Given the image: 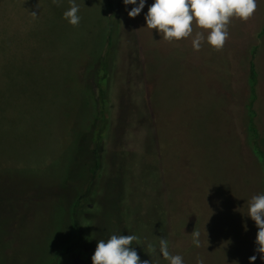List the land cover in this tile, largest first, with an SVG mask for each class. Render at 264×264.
I'll use <instances>...</instances> for the list:
<instances>
[{"label":"rangeland","instance_id":"obj_1","mask_svg":"<svg viewBox=\"0 0 264 264\" xmlns=\"http://www.w3.org/2000/svg\"><path fill=\"white\" fill-rule=\"evenodd\" d=\"M112 2L76 0L73 26L63 18L70 0H0V264H92L97 241L112 234H135L131 247L152 264H169L159 238L184 264H249L258 229L248 204L264 193L253 147L264 148V93L256 134L238 46L169 42ZM108 42L109 126L91 184L95 78ZM75 210L84 246L61 254Z\"/></svg>","mask_w":264,"mask_h":264},{"label":"clouds","instance_id":"obj_2","mask_svg":"<svg viewBox=\"0 0 264 264\" xmlns=\"http://www.w3.org/2000/svg\"><path fill=\"white\" fill-rule=\"evenodd\" d=\"M54 2L58 3L59 0ZM258 2L259 0H153L148 6L145 21L148 28L156 29L169 42L191 36L195 22L199 28L210 30L206 37L207 43L219 50L229 37L231 19L247 21L256 12ZM122 3L126 10L128 5H132L131 9L127 10V15L135 18L145 8L146 0H122ZM78 13L79 5L76 0H70V7L64 11L63 18L76 26L81 20ZM204 40V33L197 31L191 41L193 49L199 51ZM247 216L254 221L258 229L254 254L248 258L249 264H254L257 254H260L259 258L264 262V193L250 198ZM200 235L196 230L191 234L195 247L201 245ZM138 239L135 234H112L106 240H98L91 256L92 264H152L149 260L142 261L136 249L131 247ZM153 250L155 251V248ZM159 253L169 264H184L181 255H172L168 251L166 238H159ZM197 264H203V261L197 259Z\"/></svg>","mask_w":264,"mask_h":264},{"label":"trees","instance_id":"obj_3","mask_svg":"<svg viewBox=\"0 0 264 264\" xmlns=\"http://www.w3.org/2000/svg\"><path fill=\"white\" fill-rule=\"evenodd\" d=\"M108 4L113 9V2L112 0H108ZM111 33L109 34V41ZM111 42H108L107 50L105 52L104 58L101 62V71L95 78V87H97L98 93L97 95V102H98V113L96 116L95 126L92 130V159L90 164V173L91 179L90 183L92 184L97 176L99 175V171L102 165V153L104 151V139L103 135L106 132V129L109 126V114H108V105H109V82L111 77V60H110V53L109 49L111 48ZM249 88H250V98L249 103L247 105V112L249 117V127L253 130V132L257 133V126L255 125V116L257 110L254 107V102L257 99V91L256 86L258 83V73L255 68V64L253 61L250 62V69H249V78H248ZM255 141V140H254ZM253 147L255 153L261 162L262 171L264 173V148L259 144V141H255L253 143ZM77 211H74V225L76 229L75 237L73 240L63 249L61 254H66L73 249L81 248L84 246V230L83 227L77 218L76 215Z\"/></svg>","mask_w":264,"mask_h":264},{"label":"crops","instance_id":"obj_4","mask_svg":"<svg viewBox=\"0 0 264 264\" xmlns=\"http://www.w3.org/2000/svg\"><path fill=\"white\" fill-rule=\"evenodd\" d=\"M131 7L132 5H129L128 10H130ZM141 14L142 13L132 19L139 24H144V28L153 31V29L146 26L145 18H143ZM155 31L157 35L158 32L157 30ZM197 31L203 32L205 40H207L206 37L210 30L199 28L195 22H193L192 34L195 35ZM190 38H192V36H189V39ZM226 42L230 45L238 46L237 48L240 50L241 56L236 60L234 65H236V70L242 72L241 74L243 77H247V82L249 78L250 62H254L258 73L256 91L257 93H264V0H259L256 12L247 21H242L238 18L231 19L229 37ZM226 63L230 64L229 62ZM221 68L222 66L220 70Z\"/></svg>","mask_w":264,"mask_h":264}]
</instances>
